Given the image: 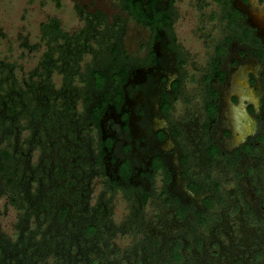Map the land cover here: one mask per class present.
Returning <instances> with one entry per match:
<instances>
[{
  "label": "flooded vegetation",
  "instance_id": "obj_1",
  "mask_svg": "<svg viewBox=\"0 0 264 264\" xmlns=\"http://www.w3.org/2000/svg\"><path fill=\"white\" fill-rule=\"evenodd\" d=\"M114 1L33 177L185 264H264V0Z\"/></svg>",
  "mask_w": 264,
  "mask_h": 264
},
{
  "label": "trees",
  "instance_id": "obj_2",
  "mask_svg": "<svg viewBox=\"0 0 264 264\" xmlns=\"http://www.w3.org/2000/svg\"><path fill=\"white\" fill-rule=\"evenodd\" d=\"M120 4L127 8L123 0ZM108 31L100 11L83 14L81 28L72 33L50 17L39 24L44 50L25 76L16 78L14 64L0 58V196L18 212L13 237L0 230V264H185L175 245H160L139 229L130 231L128 245H116L112 239L122 228L109 214L71 209L49 180L33 177L30 150L46 151L51 132L67 121L73 104L69 92L79 89L72 82H85L79 62L88 55L93 64L94 56L104 53ZM53 72L60 76L58 87Z\"/></svg>",
  "mask_w": 264,
  "mask_h": 264
},
{
  "label": "rangeland",
  "instance_id": "obj_3",
  "mask_svg": "<svg viewBox=\"0 0 264 264\" xmlns=\"http://www.w3.org/2000/svg\"><path fill=\"white\" fill-rule=\"evenodd\" d=\"M94 10L103 13L107 24L121 17L119 5L114 0H0V58L14 64L16 78L25 76L28 70L36 65L44 50V44L39 37L40 23L53 17L58 20L61 30L72 33L81 28L83 14ZM24 38L26 45L22 46ZM123 40L127 47V33ZM186 40L190 41L191 38ZM88 60L89 56L84 55L81 63H88ZM51 81L54 87H58L60 76L53 72ZM73 83L77 84L76 78ZM25 135L24 131L20 137ZM35 158L36 154L32 152L31 161ZM118 205L116 211H119ZM17 213L6 197L0 196V230L10 237H13L15 232ZM112 220L115 222L116 218L112 217ZM112 240L116 245L123 247L130 243L131 236L116 234Z\"/></svg>",
  "mask_w": 264,
  "mask_h": 264
}]
</instances>
